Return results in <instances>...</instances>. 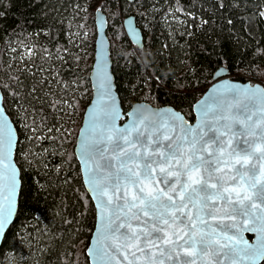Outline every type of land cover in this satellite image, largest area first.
<instances>
[{
  "label": "trees",
  "instance_id": "1",
  "mask_svg": "<svg viewBox=\"0 0 264 264\" xmlns=\"http://www.w3.org/2000/svg\"><path fill=\"white\" fill-rule=\"evenodd\" d=\"M98 8L108 16L113 72L125 112L144 101L172 106L193 121L194 104L221 67L232 79L264 85V0H0V79L7 72L18 75L24 96L33 81L43 78L31 97L13 100L5 94V108L19 135L16 161L22 188L16 220L0 248V264H89L86 251L96 210L83 183L74 137L56 132L57 109L63 104L49 102L57 100L52 93L59 91L62 101L69 100L72 88L79 86L86 100L72 102L77 137L92 99ZM129 13L144 33L141 49L126 36L123 19ZM76 31L88 33L79 53L69 38ZM25 45L33 51L45 48L46 58H53L45 63L37 56L32 64L26 54L25 67L16 70L9 61H18L16 53L22 54ZM53 82L57 90L49 91ZM37 110L51 128L39 141L31 131ZM35 151L41 157L35 158Z\"/></svg>",
  "mask_w": 264,
  "mask_h": 264
},
{
  "label": "snow or ice",
  "instance_id": "2",
  "mask_svg": "<svg viewBox=\"0 0 264 264\" xmlns=\"http://www.w3.org/2000/svg\"><path fill=\"white\" fill-rule=\"evenodd\" d=\"M129 30L134 38L138 35L131 23ZM25 47L32 64L37 56L45 63L53 58H46L45 48ZM16 55L23 59L20 52ZM36 69L42 71V65ZM100 71L98 92L105 101L93 119L94 138L83 141L81 149L90 190L101 212L98 258L104 264H223L224 260L257 264L264 260V152L254 150L258 144L264 146V93L245 90L248 102H240L241 90L234 84L223 85L214 91L195 127L140 108L117 126L122 116L111 96L107 65H101ZM42 81H33L31 91L21 96L19 89L25 85L18 75L7 72L0 79V178L8 173L13 195L16 138L4 114L5 94L13 100L31 97ZM52 95L58 98L49 106L67 103L59 94ZM234 107L239 111L233 113ZM35 117L31 131L39 141L51 128L39 110ZM90 161L94 169L88 168ZM11 216L10 201L6 213L0 206V236ZM244 232L257 235L254 245L244 240Z\"/></svg>",
  "mask_w": 264,
  "mask_h": 264
},
{
  "label": "water",
  "instance_id": "3",
  "mask_svg": "<svg viewBox=\"0 0 264 264\" xmlns=\"http://www.w3.org/2000/svg\"><path fill=\"white\" fill-rule=\"evenodd\" d=\"M131 2H134L135 0H130ZM129 23H131L132 29H135V31L138 33V35L134 38L130 34L129 30ZM95 26H96V41H95V56H94V63L90 72V82H91V88H92V99L87 106L84 116H83V122L79 129L77 142L75 145V155L77 157V160L79 162L80 171L83 179V183L85 186L86 191L88 192L90 198L92 199V202L94 204L95 210H96V223L93 230L92 237L90 239V243L88 245L86 254L88 256L89 264H104V261L100 260L97 256V249L101 246V244L98 242L100 239V228H101V212L100 209L97 207V200L95 193H93L90 190V185L88 183L89 180V172L86 170L85 165L83 163L81 149H82V142L86 141L90 138H94V130L92 127L93 119L97 117L102 109L103 103L105 101V98L100 95L98 92V87L102 78L101 74V65L106 64L107 65V74L110 77V89H111V96L114 98L116 105L120 108L122 119L117 121V126H123L124 123L128 121V113L134 111L137 108L140 109H147L148 111H153L160 113L161 115H164L166 117H169L171 120H173L175 123L179 124L183 122L184 124H187L190 127L197 126L201 119H202V113L204 111V108L211 104L212 99L214 98V91L217 89H221V86L223 85H236L238 89L241 90V95L239 97L240 102H248V97L245 94V90L248 92L255 91L256 89H260L262 93H264V85L260 82L252 83L250 81L242 82L239 80H235L230 78L229 76V70L226 67L219 68L213 75V82L208 87V89L204 92V94L199 98V100L194 104L193 106V116L194 120L190 121L182 112L176 110L172 106H161V107H155L151 105L150 103L141 101L133 104L130 109L125 112L122 104L121 97L118 93L117 89V83H116V77L113 72V60L111 55V42L108 36V29H109V21L107 18L106 13L101 9L98 8L95 12ZM123 27L126 33V36L129 38V40L132 42V44L141 49L144 46V33L141 29V27L138 25L137 19L135 15H128L124 21H123ZM2 51V43L0 42V55ZM221 95L220 92H216V96ZM230 97L232 99V102H236V98L234 94H230ZM4 107V114L8 120V123L10 127L13 130V134L15 136V143L13 147V153H12V163L14 167L16 168V180L17 185L15 189V194H12L11 190V181L9 178V175L7 172L4 173L2 178H0V206L3 207V209L7 210L8 204L11 201L12 203V216L9 219L8 223L4 227V234L0 236V248L3 245L6 233L11 228L13 223L16 220L18 210H19V202H20V194H21V188H22V179H21V170L20 167L17 164L16 161V151L19 141V135L17 128L8 114L5 104ZM238 108H233L232 112L236 113L238 112ZM255 119V117H254ZM100 148H103L104 145H99ZM242 147H244L242 145ZM255 152L257 154L264 152V146L257 145L255 147ZM101 164L104 163H110V161H100ZM251 163V161H249ZM247 166V165H246ZM95 167V163L90 161L88 168ZM256 183H261V177L257 176ZM244 240L247 241L249 245H254L257 240V235L253 232H244L243 233ZM221 259H223L221 257ZM264 260H260L257 262V264H262ZM223 264H229L228 260H224ZM243 264H250V262L245 261Z\"/></svg>",
  "mask_w": 264,
  "mask_h": 264
},
{
  "label": "rangeland",
  "instance_id": "4",
  "mask_svg": "<svg viewBox=\"0 0 264 264\" xmlns=\"http://www.w3.org/2000/svg\"><path fill=\"white\" fill-rule=\"evenodd\" d=\"M94 3L96 4V2H94ZM128 15H131V13H129ZM263 17H264V15H263ZM107 18H108V16H107ZM124 19H123V21H124ZM87 36H88L87 32L86 33L84 32L83 34H81L78 31L74 32V34H72V35H69L70 41L77 43V45L75 46V47H77V51H76L77 53L80 52V49L78 48L81 45L80 41H84ZM95 41H96V37H95ZM88 46H90V44H88ZM22 51H23L22 52L23 58L25 57L24 55H26V54L28 56V54H29L28 53V49L23 48ZM88 53H89V51L87 52V55H88ZM11 66H14L16 68V70H20V69H23L25 67V63L23 62L22 59H19L18 61H15L14 57H12ZM43 77H45V76H43ZM254 83H256V82H254ZM47 88L49 89V91H54V90H57V85H55L54 82L53 83H49L47 85ZM58 94L62 95V92L59 91ZM75 99L83 100V103L86 100V97L84 96L82 90L79 88V86L77 84L71 90L70 99L67 100V103H62L63 105L60 107V108H62V110L58 111L59 112V123L57 125L56 132L61 133V134L62 133H66L69 137H71V136L74 137L75 142H77L78 135H77V137H75L74 136V132H72L73 129H75V127H74V125H75L74 111L75 110H74V106L72 104L73 100H75ZM89 103H90V101H89ZM65 120H69L70 122L66 123ZM39 139H44V135L40 136ZM37 155L39 157H41L42 154H40L39 152L35 151L34 152L35 158H36Z\"/></svg>",
  "mask_w": 264,
  "mask_h": 264
},
{
  "label": "clouds",
  "instance_id": "5",
  "mask_svg": "<svg viewBox=\"0 0 264 264\" xmlns=\"http://www.w3.org/2000/svg\"><path fill=\"white\" fill-rule=\"evenodd\" d=\"M153 119H155V117H153Z\"/></svg>",
  "mask_w": 264,
  "mask_h": 264
}]
</instances>
